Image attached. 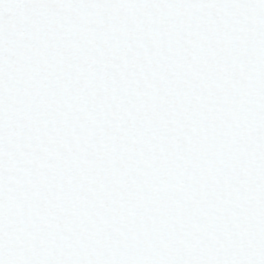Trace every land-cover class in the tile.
I'll use <instances>...</instances> for the list:
<instances>
[{
	"label": "snow or ice",
	"instance_id": "6c2138e0",
	"mask_svg": "<svg viewBox=\"0 0 264 264\" xmlns=\"http://www.w3.org/2000/svg\"><path fill=\"white\" fill-rule=\"evenodd\" d=\"M0 264H264V0H0Z\"/></svg>",
	"mask_w": 264,
	"mask_h": 264
}]
</instances>
